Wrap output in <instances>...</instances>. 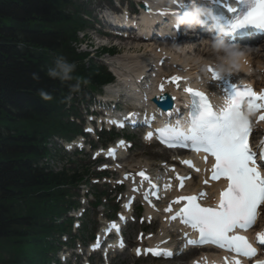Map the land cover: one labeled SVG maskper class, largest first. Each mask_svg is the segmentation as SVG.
<instances>
[{"label":"trees","instance_id":"16d2710c","mask_svg":"<svg viewBox=\"0 0 264 264\" xmlns=\"http://www.w3.org/2000/svg\"><path fill=\"white\" fill-rule=\"evenodd\" d=\"M84 14L74 0H0V264H50L70 232L72 219H60L78 206L73 190L90 175L43 161L52 137L82 133L70 120L77 103L113 80L76 47Z\"/></svg>","mask_w":264,"mask_h":264},{"label":"snow or ice","instance_id":"6c2138e0","mask_svg":"<svg viewBox=\"0 0 264 264\" xmlns=\"http://www.w3.org/2000/svg\"><path fill=\"white\" fill-rule=\"evenodd\" d=\"M223 2L227 11L231 13V18L226 23H222L223 17L213 15L206 8L195 7L192 14L203 15L206 20L215 21L219 30L233 36L252 29L264 31V0ZM177 6L188 7L186 4ZM148 11L151 13V9ZM160 14L168 13L165 11ZM208 71L212 73L213 80L220 82L225 94V104L220 108H214L203 92L194 91L189 87L186 91L191 95L192 102L188 113L187 132L180 128L177 121L175 125L170 124L158 130L159 136L162 142L170 147L180 143L190 145L197 152L210 154L215 158L211 178L218 180L223 177L228 181L227 189L221 193L218 208L202 207L197 203V196L182 197L181 199L188 202L179 213L182 222L198 231L199 244L211 243L251 258L256 250L246 238L239 235L229 236V233L238 228L242 230L251 228L257 219L258 206L264 204V172L259 169L256 163L257 155L249 145L251 123L245 114V110L252 113L264 109V93L257 94L250 87L230 83L227 77H221L211 67ZM179 80L180 77L177 76L172 77L169 82ZM160 90L163 92V85L160 86ZM259 120L264 121V115H261ZM151 135L148 134L149 139ZM261 147L264 149V144ZM260 159L264 160V151H261ZM140 175L145 176L143 172ZM145 179L148 178L145 176ZM204 195L201 193V197ZM167 210L171 211V208ZM258 240L264 244V235H259ZM189 243L197 242L190 240Z\"/></svg>","mask_w":264,"mask_h":264},{"label":"bare ground","instance_id":"6f19581e","mask_svg":"<svg viewBox=\"0 0 264 264\" xmlns=\"http://www.w3.org/2000/svg\"><path fill=\"white\" fill-rule=\"evenodd\" d=\"M146 1L148 4L152 3H163L166 0H140ZM150 23H152L153 19L157 18V14L155 12L149 14ZM149 21L142 20L141 26L144 28L147 26L149 30H153L151 28L153 25L148 23ZM134 29L135 32L131 36H125L123 39L132 40L131 44H126V47L130 49L131 52L123 53L113 57L114 63L121 66L119 72L122 77L124 84H117V90L115 92L120 93L121 96L123 94L131 97L133 103L136 102L138 104L151 105V99L159 95V91L157 90V86L154 88L150 86L147 90L141 92V87L137 84V81L134 80V77H139L144 74H148L149 77H152L155 72V78L148 79L152 83H156L159 81L166 80L165 75H171L169 78L171 80L172 77H180V80L184 79L185 77L193 78L194 81L200 82L201 78H199L200 74L204 75V78L212 80V73L208 71V68L211 67L217 73L223 72L226 70L228 72H233L234 77L242 78L245 81H250L251 83L255 84L256 87L261 88L264 87V53L263 50L259 52L250 53V51H246L241 47H237L234 49L228 48L211 43L206 45H199L198 47H194L193 44H188L187 48H191L192 46L194 49L186 50H179V51H172L167 47H163L161 45H157L156 38L151 37L149 34H140V30L131 27ZM168 34V33H167ZM146 38H145V37ZM156 42V43H155ZM144 44L145 48L149 50L150 56L146 55V52L143 51L142 54L139 52L142 50L143 47L141 45ZM166 46V45H165ZM134 49V50H133ZM191 50V51H190ZM195 52V55L192 53ZM236 52H239L237 54ZM211 54H215L219 56V64H214L210 62L209 57ZM160 60H164L163 65H158ZM256 68V69H255ZM262 71L260 75H256V72ZM253 72V75L249 77L246 72ZM151 72V73H150ZM170 83L166 85V90L170 88H176L174 86H170ZM207 83V82H205ZM207 88L212 90L210 87V81L206 84ZM124 91V93L121 91ZM146 95V97H145ZM130 112V110H129ZM264 128V126H262ZM149 142V141H148ZM124 156V155H123ZM124 160V158H123ZM170 165H162L160 170L166 173V178L171 176L172 170H170ZM198 169V171H197ZM207 169V166L200 164L199 166H195V172L199 175L203 173ZM219 184L213 185L212 187L208 188L210 194L213 193V190L217 188ZM189 186H187L188 188ZM170 194L176 195L178 194L174 188L170 190ZM168 193L166 194V196ZM164 197L161 198L159 202H156V209L148 210V216L155 217L156 215L160 217L162 232L161 236L165 234V228L167 227L166 224L163 222L165 217L164 211L166 210V206L163 203ZM264 211V209H263ZM168 239L163 238V243L156 246V248L165 250L164 254L168 255L167 253L174 254L175 249L167 246ZM116 244H110L108 249H114ZM107 249V250H108ZM183 252H186L183 247H181Z\"/></svg>","mask_w":264,"mask_h":264},{"label":"rangeland","instance_id":"374dc122","mask_svg":"<svg viewBox=\"0 0 264 264\" xmlns=\"http://www.w3.org/2000/svg\"><path fill=\"white\" fill-rule=\"evenodd\" d=\"M82 1L84 4H86L88 11L94 15L93 19L96 21L94 20L92 21L93 25L95 26L93 31L92 29H89L85 31V33H80V38H81L80 40L82 41V43L79 44L77 48L83 52L90 51L91 55L95 57H98L101 54V49L103 48V46L100 45L102 44L108 45V47L106 48L112 47L116 49L119 52V55L123 53L131 52L130 49L126 47V44H131L132 40H122V39L114 40L111 38L105 39L99 37L97 34V33L103 34V31L100 30L101 27L103 28L102 23L108 26V22H106V17L107 15L108 16L110 15L109 8L111 6L116 7V5L115 4L111 5L112 3L111 0H82ZM131 1L136 2L138 4L140 0H131ZM137 4L135 5V7L137 6ZM144 46H145L144 44L141 45V47L143 48L139 53L142 54L143 51H145L146 55L149 57L151 53H149V50H147ZM192 55H195V52L192 53ZM209 59L214 62L219 60V58L216 57L215 55H211ZM98 60L108 65L109 68H111L112 70L116 71L121 68L120 65L114 63L112 56L104 55L98 58ZM100 93L103 94V91H101ZM82 111H84V106L82 107ZM124 135L127 136L128 133L124 132ZM95 140H96L95 143L97 144L98 148L101 147L102 143L98 141L96 138ZM109 144L110 143H108L107 145ZM130 152H131L130 156L127 158L128 162L124 163L127 169H132L131 166H134L136 168L138 165H140V167L138 168L141 167L146 168L147 166H149L154 173L158 172V170L160 169V165L165 164L168 161L167 158L170 157L171 155V154L170 155L167 154L165 151L161 150V148H158L157 146L145 145L144 143H142L141 139L138 138L135 141L134 148L130 150ZM93 154L94 151L93 149H91L90 152L87 151L83 154H80L79 157L72 156V161L74 162L71 165V167H78V168L79 167L83 168V166L86 168L90 167L91 170H94L97 173L100 172V167L98 168V165H101V163L94 164V162H92V160H94L92 157ZM57 162L60 163V161ZM60 168H62V166H58V165L55 166L56 170L58 169L60 170ZM97 177H98L97 175L93 176L92 177L93 180L91 179L92 182H89V185L86 187L83 186L82 189L83 191H81L82 194H86V191H89V193H91L92 191V195H88V201L90 202V205L84 206V208L88 210L84 219L88 223V228L90 230V233L96 235L100 234V232L102 231L101 229L106 222L105 217L106 215L109 214L110 209L112 207H118L120 208V210L123 208L122 204L124 200L122 198L125 196L124 193H126V189H123L122 191H117L118 187H114L115 185L114 183L120 178V175L115 173L114 176L110 175L108 178L103 179V181L96 180L95 178ZM95 184H97L98 186H96ZM92 188L95 189L94 194ZM104 192L107 193V195L104 194L105 205L99 206L96 209L94 208L91 209L90 207L92 206L93 202L96 201V197L94 196L95 193L101 194ZM142 216H144V214H142ZM141 222H139V224L129 225L130 227L128 233L126 234V238L127 239L130 238L129 239L130 242H132L134 239L136 243H140L141 241L146 240V235H148L151 232H153L156 235H159L161 227L159 226L158 223L154 224L151 227H148L146 226L145 222H143L144 224H141ZM142 229L144 230L146 229V234H143L141 232ZM82 238L85 239L84 243L87 244H85L84 246L83 244H81V246L78 247V249L80 250V252L83 253V257L87 255L89 256L87 252L89 246L92 243L90 241L91 236L90 234H86L83 235ZM83 239H81L79 242H83L84 241ZM105 256H106V252L102 249L101 251H98L95 254H93V256L89 261L91 262V264H170V261H163V262H160L162 260L151 261L149 258L147 259L141 258L139 260L134 256L131 250H127L122 254H118V256H116L114 259L109 257L105 259ZM189 256L190 255H186L185 258H183L184 261H179V262L175 261L172 264H188L190 261V259H188ZM72 260L73 261L68 264H80L79 262H75L74 257Z\"/></svg>","mask_w":264,"mask_h":264},{"label":"clouds","instance_id":"9594fccd","mask_svg":"<svg viewBox=\"0 0 264 264\" xmlns=\"http://www.w3.org/2000/svg\"><path fill=\"white\" fill-rule=\"evenodd\" d=\"M57 64H58V66L61 65V64H62V61H61L60 59H58ZM50 74H51V75H56L55 72H52V73H50Z\"/></svg>","mask_w":264,"mask_h":264}]
</instances>
